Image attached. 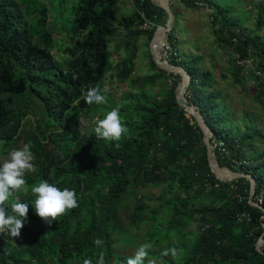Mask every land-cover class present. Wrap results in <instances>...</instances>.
I'll return each mask as SVG.
<instances>
[{
  "label": "trees",
  "instance_id": "obj_1",
  "mask_svg": "<svg viewBox=\"0 0 264 264\" xmlns=\"http://www.w3.org/2000/svg\"><path fill=\"white\" fill-rule=\"evenodd\" d=\"M181 1L190 6L197 2L209 6L227 44L242 60H247L250 53L257 54L258 71L264 73V36L260 38L262 43L258 34L244 32L242 25L236 26L224 16L226 9L211 0ZM133 2L138 11L118 20L117 0H83L69 25V46L64 50L68 62L60 67L52 54L54 43L46 27V8L40 5L38 17L30 24L14 0H0V147L5 150L18 140L26 114L23 104L26 94L40 99L46 112L45 125L47 123L44 129L43 125L37 127L38 135H32L36 171L25 178L29 191L16 193L5 204L10 213V204L19 197V202L27 203L29 210L18 238H12L7 232L0 234V264H82L84 259L96 264L100 253L104 254L105 264H127V259L116 255L112 249L116 208L130 186L147 183L149 158L154 156L156 148L163 146V165L171 180H176L185 190L200 181L211 185L218 182L208 165L203 133L192 117V123L185 118L186 112L177 104L174 89L161 104L144 96L131 97L133 103L127 106L123 122L128 131L122 135L119 148L114 147L116 142L97 139L95 134L82 136L77 128L79 115L97 105L86 104L82 96L87 89L100 87L106 74L109 38L114 25L118 23L127 29L149 22L157 28L167 21L166 12L151 0ZM255 24L256 32L263 29L264 1L257 8ZM232 27L238 32L228 39L224 33ZM175 39L169 36L167 41L174 47ZM198 60L183 59L174 63L183 66L191 78L185 97L207 125L211 143L220 140L229 151V158H222L214 150L218 164L232 172H238L234 169L238 167L244 174L252 169L255 199L264 190V147L255 157L248 158L252 165L248 166L242 157L245 147L258 132L247 126L239 135L241 126L234 124L231 114L219 102V94L206 89L210 74L196 68ZM129 63L132 66V58ZM116 70L123 80L131 73V69L119 66ZM261 87L264 88V84ZM176 112L185 120L183 133L162 144L161 137L166 133L161 130L164 127L168 132L172 128ZM132 117L138 120H127ZM56 142L69 143V151L61 158L51 155L52 148L48 146ZM43 180L61 190H74L79 205L51 225L44 224L32 207L35 196L30 188ZM243 181L245 186L238 190L242 199L231 197L208 209L211 212L205 220L208 225L190 243L185 264H223L228 260L264 264V256L256 250L264 222V199L262 208L251 206L249 180L237 179V182ZM218 183L226 186V183ZM134 208L139 211L141 204L136 202ZM240 214L249 216V226L237 223ZM96 239H102L103 244L97 247Z\"/></svg>",
  "mask_w": 264,
  "mask_h": 264
},
{
  "label": "rangeland",
  "instance_id": "obj_2",
  "mask_svg": "<svg viewBox=\"0 0 264 264\" xmlns=\"http://www.w3.org/2000/svg\"><path fill=\"white\" fill-rule=\"evenodd\" d=\"M14 1L24 19L30 24L38 17L40 5L46 8V27L51 32L54 43L52 54L57 64L60 67H65L68 57L64 50L69 46V25L73 23L77 9L83 0ZM169 1L173 12V23L171 29L166 32L163 43L158 47V56L161 55V48L170 36L172 40L176 38L174 48L178 62L183 59H188V61L200 59L196 68L200 72L209 73V78H211L206 89L208 92L213 90L219 94V102L231 114L234 124L237 122L241 126L239 135L243 134L242 130L247 126H250L249 128L253 132H258V136L251 139L250 145L245 147V156L242 157L248 166L252 165L248 158L255 157L264 147V88L261 87L264 84V73L258 71L257 54L250 53L247 60H242L219 33V25L216 23L213 10L206 4L197 2L190 6L185 5L181 0ZM263 1L211 0L226 9L224 16L230 22H235L236 26L242 25L244 32L258 34L259 42H262L260 38L264 36V26L261 31L256 32L255 21L257 8ZM137 11L138 6L133 0H117L118 20L130 17ZM156 29L154 24L149 22L127 29L118 23L114 25L108 45L109 66L100 83L101 89L108 88V92L104 93L107 103L96 105L90 111L82 112L79 115L77 128L82 136L95 134L93 129L96 121L103 119L107 112L113 108H119L123 123L127 116V106H131L133 103L132 96L148 97L152 102L161 104L168 92L175 89L180 83L179 75L158 68L152 61L150 42ZM237 32L236 27H232L224 35L230 39L229 36ZM232 42L235 43V40L232 39ZM131 58L132 66L129 63ZM161 58L171 64L178 63L170 58ZM117 66L120 69H131L127 79L119 78ZM185 95H188L186 91ZM186 98L188 100V97ZM23 104L26 114L22 121V127L18 131V140L5 150L0 147V165L9 158L11 150L22 148L26 143H32V135H38L36 129L39 125H43V129L47 126V123L45 125L46 112L39 98L32 94H26ZM190 117L186 113L185 118L192 123ZM127 120L137 121L138 118L132 117ZM184 122L185 120L176 112L173 116L172 128L168 132L164 127L161 130L163 134L166 133L161 137V143L164 144L174 135H182ZM202 142L206 153L203 138ZM48 146L52 148L51 155L58 158L63 157L69 151V143L56 142L54 145L48 143ZM161 149L163 146L160 149L156 148L154 156L150 155L147 183L140 187L130 186L117 205V218L113 222L112 239L114 243L112 249L116 255L128 259L134 255L141 244L147 243L150 248L144 264H149V261L152 264H185V259L190 254L188 249L190 243L208 225L205 221L211 214L208 209L212 206H219L231 197L242 199L238 190L242 189L246 183L245 181L237 182L239 178L217 179L211 172L218 182L226 183V186H222L218 182L211 185L206 181H200L192 189L185 190L178 185L176 180H171L168 169L163 165ZM214 159L216 160L215 156ZM35 160L34 154L33 164ZM234 169L238 170L235 173L244 174L239 171L238 167ZM251 173L252 169H249L245 175L251 177ZM32 174L33 172L26 173L24 178ZM242 178L248 181L247 178ZM136 202L141 204L139 211H135ZM252 203L262 208V205H258L254 199H252ZM237 223L249 226L250 220L247 222L237 221ZM261 226L262 235L264 222L261 223ZM39 227L40 225L37 226L38 229ZM260 238L261 236L257 242ZM263 244L264 242L258 243L259 253L262 256H264ZM171 247L177 248L178 255L176 257L161 255L165 248ZM223 264L252 263L228 260Z\"/></svg>",
  "mask_w": 264,
  "mask_h": 264
},
{
  "label": "clouds",
  "instance_id": "obj_3",
  "mask_svg": "<svg viewBox=\"0 0 264 264\" xmlns=\"http://www.w3.org/2000/svg\"><path fill=\"white\" fill-rule=\"evenodd\" d=\"M108 88L101 89L99 86L91 87L83 94L82 99L88 105L107 103L106 95ZM97 139L105 141H114V147L119 148V141L128 129L122 123L119 108H113L107 112L103 119L96 121L93 129ZM32 144L26 143L22 148L13 149L9 153V158L0 165V234L7 232L12 238L20 236L21 229L27 220L28 204L16 202L10 204L11 212L6 210L5 204L9 197L14 196L18 192L27 193L29 188L25 180V174L36 171L35 165L32 163L34 154L31 151ZM31 193L35 196L34 208L35 214L46 225H51L67 213V211L77 208L78 202L74 190L68 188L60 189L54 184H50L47 180H43L38 184L32 185ZM94 244L99 247L103 244L102 239L94 240ZM150 245L141 244L135 251L134 255L127 259V264H144L148 257V249ZM162 256L176 257L178 251L176 247L165 248L161 253ZM82 264H92L90 259H84ZM96 264H105L104 254L100 253ZM149 264H152L149 261Z\"/></svg>",
  "mask_w": 264,
  "mask_h": 264
},
{
  "label": "water",
  "instance_id": "obj_4",
  "mask_svg": "<svg viewBox=\"0 0 264 264\" xmlns=\"http://www.w3.org/2000/svg\"><path fill=\"white\" fill-rule=\"evenodd\" d=\"M159 8H161L162 10H164L166 12V14H167V21H166V23H165V25L163 27H157V29L155 30V32L157 30H160L161 29V30L164 31V33L166 35V32H168L171 29V26H172V23H173V12L171 10V7H170V4L169 3L166 4L165 6H162V7H159ZM152 61L156 65V61H155L154 56H152ZM169 65L172 68H175L176 69V72L181 71L187 77V83H186V88H187V86L190 83L191 78H190V75L188 74V72L186 71V69L184 67H182V66L174 65V64H171V63H169ZM164 71H166V70H164ZM166 72H169V71H166ZM180 87H182V86L180 84H178L176 86V88L174 89V95H175L176 102H177V104L179 106H181L184 109V111L189 116H191L193 118V120L196 122V124L198 125V127L201 129V131L203 133V140H204V143L206 145L208 165H209V168H210L211 172L214 173V175H215V177L217 179H221V180L226 179V178H221L220 176H218L217 173H216L217 170H225L227 172H231L234 175L233 178H242V177L247 178L249 180V183H250V191H249V200H248V202H249V204L251 206H256L254 203H252V199H253L254 192H255V182H254V180L249 175L238 174V173H235V172L230 171L227 168L221 167L218 164V162L214 159L213 147H212V144H211V141H210V137H211L210 131H209L207 125L205 124L203 118L200 116V114L196 110V107L189 104L188 100H186L183 97V94H182L183 92L180 95L178 94L179 93L178 92V89ZM189 110H190V112H189ZM260 242H264V232L261 235L260 240L256 243V250L258 252H260V250L258 248V243H260Z\"/></svg>",
  "mask_w": 264,
  "mask_h": 264
},
{
  "label": "bare ground",
  "instance_id": "obj_5",
  "mask_svg": "<svg viewBox=\"0 0 264 264\" xmlns=\"http://www.w3.org/2000/svg\"><path fill=\"white\" fill-rule=\"evenodd\" d=\"M155 5H157L158 7H162L165 6L166 4H168L170 1L169 0H151ZM165 33L163 30H157L153 37L152 40L150 42V52L151 55L154 56L155 61H156V65L158 68L162 69V70H166L169 71L170 73L173 74H177L181 77V82L180 85L182 87H180L178 89V94L180 95L182 92L183 97L186 99L185 97V89H186V83H187V77L181 72H176L175 68H172L169 63L165 60H163L161 58V56H158L157 51H158V47L161 46V44L163 43L164 39H165ZM187 100V99H186ZM190 112V110H189ZM217 175L220 176L221 178H226V179H232L234 177V175L231 172H227L225 170H217L216 171Z\"/></svg>",
  "mask_w": 264,
  "mask_h": 264
},
{
  "label": "built area",
  "instance_id": "obj_6",
  "mask_svg": "<svg viewBox=\"0 0 264 264\" xmlns=\"http://www.w3.org/2000/svg\"><path fill=\"white\" fill-rule=\"evenodd\" d=\"M163 57L170 58L175 62H178V58H177V53L175 48L168 43V41L165 42L163 49ZM212 147H213V152L214 150H217L219 155L222 158H229V151L227 150V148L225 147V145L223 144L222 141H212ZM233 162V160H232ZM237 165H240V163H237ZM264 199V190H261V192L259 193V195L254 199V201L259 205H262ZM257 206V205H256ZM258 207V206H257ZM260 208V207H259ZM238 221H248L249 220V216L246 214H240L237 216Z\"/></svg>",
  "mask_w": 264,
  "mask_h": 264
}]
</instances>
